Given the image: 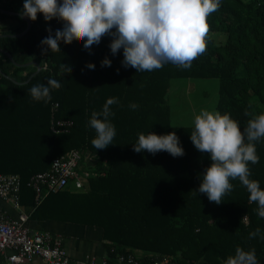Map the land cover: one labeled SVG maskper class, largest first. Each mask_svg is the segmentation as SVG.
Wrapping results in <instances>:
<instances>
[{
	"label": "trees",
	"instance_id": "16d2710c",
	"mask_svg": "<svg viewBox=\"0 0 264 264\" xmlns=\"http://www.w3.org/2000/svg\"><path fill=\"white\" fill-rule=\"evenodd\" d=\"M0 7L16 12L0 10V21H18L3 34L24 31L27 21L17 14H21L23 0H0ZM63 18L58 14L46 21L41 13L31 19L26 34L0 37V47L17 64L36 60L42 66L29 82L15 83L9 77L25 82L36 66L14 64L0 51V173L20 176L21 195L29 193L32 215L102 227L109 258L143 253V261L169 256L177 264H224L242 246L254 247L264 264V240L248 235L258 226L264 229V217L255 211L257 203L248 199L239 178L232 180L235 187L220 203L211 201L206 193H196L200 175L211 160L190 139L194 126L172 124L168 102L172 80L216 77L220 80L216 108L230 113L241 129L251 118L246 110L264 111V0H222L221 7L208 17L211 38L207 48L190 68L171 62L151 71L124 67L123 48L112 54V37L107 34L90 50L83 47L84 39L73 35L59 37L60 48L48 46L42 52L41 40L49 34L48 25L54 31ZM106 55L111 66L101 65ZM66 62L72 65L67 71ZM88 62L96 67L88 68ZM50 73L58 75L62 83L52 86L50 98L33 99L29 89L47 80ZM109 75L115 81L110 89L105 83ZM109 96L119 97V103L111 105L115 115L110 117L117 134L112 144L96 149L92 144L96 132L89 119ZM133 101L139 108L129 107ZM56 102L55 117L74 120L70 132L55 133L50 127ZM173 130L180 136L183 155L134 150L139 132ZM256 143L260 160L249 162L250 178L264 186V138ZM73 148L92 152L97 160L90 170L100 174L90 176L83 189L67 186L36 204L29 185L31 176L49 169L53 158Z\"/></svg>",
	"mask_w": 264,
	"mask_h": 264
},
{
	"label": "clouds",
	"instance_id": "9594fccd",
	"mask_svg": "<svg viewBox=\"0 0 264 264\" xmlns=\"http://www.w3.org/2000/svg\"><path fill=\"white\" fill-rule=\"evenodd\" d=\"M222 0H23L21 15L32 20L43 14L46 21L56 15H63V22L48 25L49 34L42 38V52L48 46L60 48L59 37L68 39L78 35L84 39L83 47L99 43L104 35L112 37L109 47L112 54L123 48L124 67L133 66L138 72L151 71L171 62L182 68H190L193 60L202 54L211 38L208 17L221 7ZM106 55L102 66H111ZM66 71L72 65L66 62ZM88 68H95L88 62ZM119 71V69H117ZM62 81L56 74H49L47 80L32 85L29 92L33 99H48L52 86ZM119 97L109 96L100 110H93L89 126L96 135L92 144L96 149L106 148L113 143L117 134L115 115L111 105L118 104ZM132 109L139 108L135 101ZM251 118L243 129L240 122L230 113L219 109L201 108L194 116V128L190 139L201 152L207 151L211 163L201 173L196 193H206L211 201L220 203L239 178L249 193L248 199L257 203L255 211L264 217V186L258 179H251L249 162L260 160L257 141L264 138V111L247 112ZM134 150H148L155 154L167 150L173 156L183 155L185 149L175 130L164 133L139 132L133 143ZM249 237L264 240V229L257 227L248 233ZM224 264H261L254 247L245 249L237 246Z\"/></svg>",
	"mask_w": 264,
	"mask_h": 264
},
{
	"label": "built area",
	"instance_id": "2783aa9c",
	"mask_svg": "<svg viewBox=\"0 0 264 264\" xmlns=\"http://www.w3.org/2000/svg\"><path fill=\"white\" fill-rule=\"evenodd\" d=\"M58 107V102L52 107L50 127L55 133L70 132L74 126V120L56 118L55 111ZM89 154V151L73 148L64 155L53 158L49 169L32 175L29 185L35 192L36 204H40L50 193H56L67 186L83 189L90 176L99 175L98 172L84 168L85 159ZM21 187L22 181L18 174L0 173L1 199L19 206ZM28 218L29 216L25 213L12 217L0 205V257L6 249H10L8 259L12 263L31 261L39 256L46 264H177L169 256L162 260L143 261L132 253L119 254L100 261L72 260L63 245L61 235H53L46 231H32L26 225Z\"/></svg>",
	"mask_w": 264,
	"mask_h": 264
},
{
	"label": "crops",
	"instance_id": "0c3cea01",
	"mask_svg": "<svg viewBox=\"0 0 264 264\" xmlns=\"http://www.w3.org/2000/svg\"><path fill=\"white\" fill-rule=\"evenodd\" d=\"M17 23L18 21L13 18H6L1 20L0 34L14 29ZM115 78L120 79V77L118 76ZM105 83H107L106 87L110 89L113 83H115L114 77L109 75ZM116 86L117 84L115 85V87ZM131 88H133V86H131ZM85 160L86 161L84 162V168L90 169V166L93 167L97 159L96 156L92 152H90ZM31 201L32 200L30 199L29 193L25 191L21 195V202L19 206H15L12 202L3 200L1 198L0 205L7 212V214L12 217H17L21 213L27 214L29 218L26 222V225L32 231H46L52 233L53 235H61L63 239V245L72 260L100 261L104 258H109L106 249L104 230L102 227L50 218H36L32 215L33 207L31 206ZM10 253V249H6L2 253L0 257V264H46L45 261L39 256L34 257L31 261L24 260L20 263H12L8 259ZM135 255L139 258L144 256L143 253H138ZM196 264L207 263L204 261H199Z\"/></svg>",
	"mask_w": 264,
	"mask_h": 264
},
{
	"label": "rangeland",
	"instance_id": "374dc122",
	"mask_svg": "<svg viewBox=\"0 0 264 264\" xmlns=\"http://www.w3.org/2000/svg\"><path fill=\"white\" fill-rule=\"evenodd\" d=\"M219 99V78L183 77L172 80L168 94L172 124L194 126V116L200 109H217Z\"/></svg>",
	"mask_w": 264,
	"mask_h": 264
},
{
	"label": "water",
	"instance_id": "95a60500",
	"mask_svg": "<svg viewBox=\"0 0 264 264\" xmlns=\"http://www.w3.org/2000/svg\"><path fill=\"white\" fill-rule=\"evenodd\" d=\"M0 10L4 11V12H7V13H11V14H16V12L8 11V10L2 9V8H0ZM17 14H19L21 17H23L27 21V26L24 29V31H22L21 33H15V34H0V37L1 36H5V35L19 37V36H22V35L26 34L29 31V29H30V27L32 25L31 19L29 17H27V16H22L20 13H17ZM0 51L5 53L11 59V61L14 64H17L16 61L14 60L13 56L9 52L4 51L1 47H0ZM17 65L22 66V67H27V66H32V65L36 66V70L29 76V78L25 82L17 81L14 78H11V77L7 76L11 80H13L15 83H19V84L29 82L31 80V78H33L35 75H37L42 70V66L36 60H32V61L27 62L25 64H17Z\"/></svg>",
	"mask_w": 264,
	"mask_h": 264
}]
</instances>
